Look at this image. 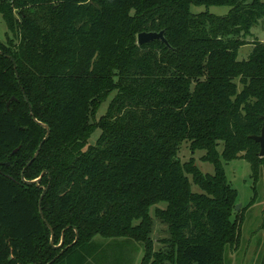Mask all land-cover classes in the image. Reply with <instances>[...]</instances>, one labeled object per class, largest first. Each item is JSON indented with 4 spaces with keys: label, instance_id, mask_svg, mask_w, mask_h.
Masks as SVG:
<instances>
[{
    "label": "trees",
    "instance_id": "obj_1",
    "mask_svg": "<svg viewBox=\"0 0 264 264\" xmlns=\"http://www.w3.org/2000/svg\"><path fill=\"white\" fill-rule=\"evenodd\" d=\"M0 15V264L116 260L100 239L142 244L143 264H226L242 222L224 162L246 159L255 182L264 162L250 138L263 126L264 42L247 40L264 0H0ZM163 30L169 47L138 45ZM184 142L207 151L214 175L180 162Z\"/></svg>",
    "mask_w": 264,
    "mask_h": 264
},
{
    "label": "rangeland",
    "instance_id": "obj_2",
    "mask_svg": "<svg viewBox=\"0 0 264 264\" xmlns=\"http://www.w3.org/2000/svg\"><path fill=\"white\" fill-rule=\"evenodd\" d=\"M230 10L231 8L228 6L206 7L204 5H191L190 7V11L193 14L208 12L220 17L227 16ZM251 32L252 35L248 37V41L260 40L264 42V19L254 26ZM8 35L7 24L2 15H0V42L2 44L10 45ZM252 49V45L242 47L239 50V60H247ZM111 98L100 108L98 117L106 113ZM99 135L100 131H97L92 136L91 144H96ZM223 145L221 143L217 147V153L220 155L224 148ZM206 156V150H195L190 142H184L178 154L179 160L183 164L193 162L204 174L214 175L215 167L210 161L204 160ZM224 163L227 179L238 193L237 205L241 206L240 210L236 211L237 214L234 215L233 219L237 218V223L242 222L240 240L237 246L227 249L225 255L226 264H264V162L256 182L253 179L252 166L246 159L238 158L229 163L226 161ZM189 178L192 180L190 176ZM192 191L194 193H202L200 187L195 183H192ZM166 207V203H157L151 206L149 212L150 218L153 220L152 238L155 252H161L163 247L161 239L167 238L169 233L168 225L161 222V217L158 214L161 210H165ZM97 241L98 246L102 244L100 250H104L108 258L116 256L120 260L119 262L125 264L144 263L146 250L142 244L134 242V240L111 241L100 239ZM106 241H111L112 245H109ZM151 261L152 259H148L147 263L149 264Z\"/></svg>",
    "mask_w": 264,
    "mask_h": 264
},
{
    "label": "water",
    "instance_id": "obj_3",
    "mask_svg": "<svg viewBox=\"0 0 264 264\" xmlns=\"http://www.w3.org/2000/svg\"><path fill=\"white\" fill-rule=\"evenodd\" d=\"M137 41H138V45H143V44H147V43H150V42H153V41H162L163 43H165L168 47L170 46L169 45V42L168 40L166 39L165 37V31H160V32H142L138 35L137 37ZM11 102L8 103V107L10 105ZM262 120H263V126H262V130H261V134L260 135H256V136H251L250 138L252 140H254L256 143H258L260 145V152H259V157L260 158H264V115L262 116ZM47 131V137L50 135V129L47 125L45 124H41ZM45 141H43L36 153V155L34 156V158L32 159V161L29 163L31 164L39 155L41 149H42V146L44 144ZM46 172H43V174L41 175V177L35 181H31V182H27L25 179L24 181L28 184H32V183H37L39 184L42 177L44 176ZM42 201V200H41ZM41 201H40V204H41ZM241 208L240 205H237L236 207V210L239 211ZM40 211L42 212V209L40 208ZM51 231H52V239H51V244L53 245L54 244V233H53V229L50 228ZM78 236V235H77ZM78 238V237H77ZM61 245L59 246H56V248H59ZM55 261V259L49 263V264H52L53 262Z\"/></svg>",
    "mask_w": 264,
    "mask_h": 264
},
{
    "label": "crops",
    "instance_id": "obj_4",
    "mask_svg": "<svg viewBox=\"0 0 264 264\" xmlns=\"http://www.w3.org/2000/svg\"><path fill=\"white\" fill-rule=\"evenodd\" d=\"M120 260L117 258L116 260H114V261H111V262H109L108 264H125V263H123V262H119Z\"/></svg>",
    "mask_w": 264,
    "mask_h": 264
}]
</instances>
